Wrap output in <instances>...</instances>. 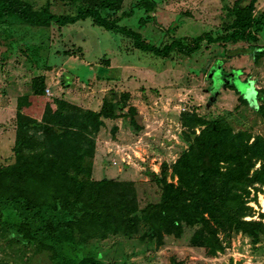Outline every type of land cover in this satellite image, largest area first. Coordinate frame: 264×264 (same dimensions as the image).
Here are the masks:
<instances>
[{
	"label": "rangeland",
	"instance_id": "1",
	"mask_svg": "<svg viewBox=\"0 0 264 264\" xmlns=\"http://www.w3.org/2000/svg\"><path fill=\"white\" fill-rule=\"evenodd\" d=\"M24 1L36 10L49 4L58 16H76L80 9L61 0ZM238 1L125 0L120 11H103L111 22L139 33L145 44L162 50L179 43L197 50L190 56L178 50L166 58L142 52L132 39L91 19L64 28L13 20L0 41V171L17 162L18 103L23 96L34 98L38 76H46L48 89L44 100L25 109L33 118L41 119L45 103L54 98L95 112L106 100L126 103L118 118L103 119L90 164L95 181L135 183L141 208L160 201L151 173L177 184L172 167L188 150L182 114L225 119L236 132L264 137V0L255 1L257 40L233 38L230 9ZM129 107L141 117L139 132L125 117ZM249 206L254 212L246 220L264 222V192L254 193ZM18 224L14 213L0 215V263L56 264L50 253L19 240L13 231ZM197 230L185 226L180 236L164 234L161 245L143 223L138 233L68 244L64 256L78 264H264V234L254 244L244 233L223 232V250L209 257L192 243Z\"/></svg>",
	"mask_w": 264,
	"mask_h": 264
},
{
	"label": "trees",
	"instance_id": "2",
	"mask_svg": "<svg viewBox=\"0 0 264 264\" xmlns=\"http://www.w3.org/2000/svg\"><path fill=\"white\" fill-rule=\"evenodd\" d=\"M61 1L79 5V13L58 16L49 4L36 10L24 0H0V41L9 34L7 26L13 20L33 28H64L91 19L95 26L128 37L138 50L157 57L166 58L176 50L188 56L197 51L179 43L162 50L149 46L139 33L103 16V11H120L125 0ZM255 1L240 0L230 9L235 18L234 39L257 40ZM47 86L46 76H38L32 82L34 98L19 99L17 162L0 171V215L11 212L18 217L13 231L21 242L50 253L56 264H78L66 260L68 244L138 233L143 223L150 230L149 237L161 245L164 234L180 236L185 226L197 227L192 243L204 248L209 257L223 250V232L244 233L254 244L260 242L264 222L246 218L254 212L249 206L252 195L264 192L263 136L236 132L225 119L182 114L188 150L172 167L177 184L151 173V180L161 189L160 201L141 208L135 183L95 181L90 164L103 119L118 118L120 108H128L126 103L106 100L95 112L54 98L45 103L41 119L33 118L26 110L35 99L46 98ZM260 111L264 116V105ZM125 117L136 132L141 131V117L134 107H129ZM81 264L100 263L87 260Z\"/></svg>",
	"mask_w": 264,
	"mask_h": 264
},
{
	"label": "built area",
	"instance_id": "3",
	"mask_svg": "<svg viewBox=\"0 0 264 264\" xmlns=\"http://www.w3.org/2000/svg\"><path fill=\"white\" fill-rule=\"evenodd\" d=\"M48 92H49V90H48Z\"/></svg>",
	"mask_w": 264,
	"mask_h": 264
}]
</instances>
